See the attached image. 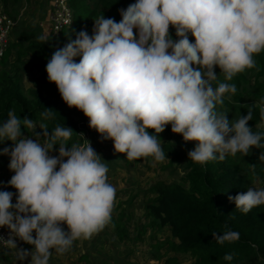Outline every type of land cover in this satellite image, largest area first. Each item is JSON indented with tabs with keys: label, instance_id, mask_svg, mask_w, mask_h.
Masks as SVG:
<instances>
[{
	"label": "clouds",
	"instance_id": "obj_1",
	"mask_svg": "<svg viewBox=\"0 0 264 264\" xmlns=\"http://www.w3.org/2000/svg\"><path fill=\"white\" fill-rule=\"evenodd\" d=\"M118 11L119 22L101 14L91 36L80 30L46 64L47 79L62 100L83 112L101 140L111 139L129 161L164 162L169 158L156 134L170 124L184 141L198 142L187 155L200 165L264 147V131L248 125L251 110L235 121L217 110L236 86L213 87L216 66L225 81L256 66L254 57L264 52V0H135ZM39 39L47 42V33ZM260 114L264 117V104ZM40 116L51 120L54 113L45 108ZM21 126L33 135L24 136ZM48 129L14 112L0 121V142H13L0 150L10 156L8 168L14 172L5 186L16 190H0V227L10 230L0 243L16 249L20 261L30 256L29 264H49L53 250L64 254L75 241L101 232L111 222L116 200L108 168L83 133L87 142L69 147L71 127L57 124L51 134ZM54 145L58 155L51 154ZM258 159L264 161V152ZM250 171L255 176V165ZM228 199L247 214L264 206V188L249 187ZM212 235L221 245L240 236L227 227ZM15 238L33 247L18 248ZM223 259L233 264L231 253Z\"/></svg>",
	"mask_w": 264,
	"mask_h": 264
},
{
	"label": "trees",
	"instance_id": "obj_2",
	"mask_svg": "<svg viewBox=\"0 0 264 264\" xmlns=\"http://www.w3.org/2000/svg\"><path fill=\"white\" fill-rule=\"evenodd\" d=\"M18 1L20 0H0V3L6 12L9 2ZM134 2L135 0H69L73 24L67 33L58 38L59 47H63L70 39L74 40L80 30L87 31L91 36L94 19L101 14L119 22L122 17L118 10ZM37 30L41 29L37 27L28 31L21 30L15 39L9 41L6 51L0 57V121L6 120L9 112H14L21 119L25 116L32 119L37 126L46 124L49 134L57 124L65 125L74 130L68 142L69 147L72 143L83 144V138L79 134L88 130V118L76 107H69L62 100L55 83L47 79L46 64L53 50L49 43L39 39ZM169 31L176 39L175 29L171 25ZM189 39L194 40V37L189 36ZM254 58L256 66L238 73L231 81H225L223 73L216 66L214 71L217 80L213 82L216 87L221 82L236 86L237 91L234 94L226 93L224 103L218 105L217 110L226 113L227 118L233 121L251 110L253 116L248 125L253 131L259 123L264 122L260 105L248 107L242 102L249 94L248 74L252 73L255 78L252 86L259 91L264 89V52ZM27 69H36L39 73L33 79L32 86L25 89L22 83ZM45 108L53 111V119L44 120L40 116ZM21 131L24 136L33 135L32 129L21 126ZM35 131L41 134L43 132L39 127ZM148 131L154 132L153 129ZM156 136L158 139L162 135L160 133ZM32 138L35 139L34 136ZM40 139L43 141L42 137ZM108 140L110 149L101 156V161L107 168L116 165L118 160L129 163L126 154L116 152L113 141ZM10 146V140L0 142V150ZM195 146L185 145L182 154L174 144L163 142L161 147L170 158L167 168L175 161L182 174L170 183L158 182L148 190L151 195L144 208L148 218L147 225L152 230L151 237L155 230L167 229V244L173 253L165 257L162 264H185L178 257L181 254L192 258L188 264H227L223 259L227 253L233 255V264H264V206L254 207L244 214L228 199L229 195L235 196L250 187L247 169L242 168L229 155L224 160H211L204 165L195 163L187 155ZM58 147L59 145H54L55 155H58ZM226 227L239 232L240 236L236 242L221 245L215 241L212 232L222 235ZM116 233L119 236L125 235L126 226L116 225ZM20 244L23 249L33 247L23 241L17 246Z\"/></svg>",
	"mask_w": 264,
	"mask_h": 264
},
{
	"label": "rangeland",
	"instance_id": "obj_3",
	"mask_svg": "<svg viewBox=\"0 0 264 264\" xmlns=\"http://www.w3.org/2000/svg\"><path fill=\"white\" fill-rule=\"evenodd\" d=\"M50 0H20L16 3L9 2L5 8L6 12L13 19H17L16 26L12 29L10 40L15 39L21 30H37L38 37L47 33L39 26V22L46 19L49 12ZM0 9H4L0 3ZM66 28L62 34L68 32ZM50 48L54 51L59 47V39H52L47 33ZM77 62L79 57L74 58ZM36 69H27L23 76V87L32 86L33 79L38 75ZM249 94L242 103L248 107L264 104V89L259 91L252 86L255 78L252 73L248 74ZM216 87V86H213ZM161 132L158 142L169 141L174 144L181 153L185 151V145L197 144V141H184L181 134L171 131V125H167ZM254 131H264V122L259 123ZM94 150L102 156L109 151V140H101L100 134L92 128L82 132ZM83 138V137H82ZM83 138V143L87 141ZM43 142V141H41ZM13 142L11 141V146ZM264 147H253L250 154L243 156L237 153L229 155L237 161L242 168L247 169L250 187L264 188V161L258 159ZM55 155L54 152L51 153ZM169 158V157H168ZM66 159V158H65ZM169 159L164 162H156L152 157L138 158L129 163L118 160L116 165L108 169V182L116 188V200L112 213L111 222L91 239L75 241L72 247L64 254L56 253L53 250L49 264H162L165 257L173 255L167 244L169 234L167 229L155 230L151 237V227L147 225L148 218L145 216V202L151 195L149 188L158 182L170 183L176 180L182 173L174 161L167 168ZM9 155H0V190H9L6 182L14 175L9 170ZM104 163L103 161H101ZM255 165V176L250 171ZM176 166V167H175ZM126 226V234L119 236L116 233V225ZM159 244V246H158ZM22 248V244L17 246ZM6 253V254H4ZM181 262L188 264L192 258L187 254L178 255ZM31 257L20 261L16 256V249H0V264H29Z\"/></svg>",
	"mask_w": 264,
	"mask_h": 264
},
{
	"label": "built area",
	"instance_id": "obj_4",
	"mask_svg": "<svg viewBox=\"0 0 264 264\" xmlns=\"http://www.w3.org/2000/svg\"><path fill=\"white\" fill-rule=\"evenodd\" d=\"M66 20L72 21L71 24L65 23ZM17 19H13L4 10L0 9V57L6 51L12 29L16 26ZM73 24V11L70 6L69 0H50L49 12L45 20L39 22V26L45 29L52 39H57L61 36L62 32L66 28H70ZM8 191L16 192L15 189H9ZM15 197H13V203ZM67 230V225H63ZM9 229L6 227H0V236L5 239L8 238ZM16 239L17 245L21 243L18 238ZM3 243H0V249H6Z\"/></svg>",
	"mask_w": 264,
	"mask_h": 264
}]
</instances>
